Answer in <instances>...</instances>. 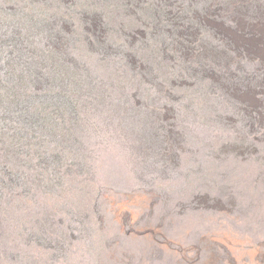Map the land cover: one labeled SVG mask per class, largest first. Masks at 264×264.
Masks as SVG:
<instances>
[{"label": "rangeland", "instance_id": "374dc122", "mask_svg": "<svg viewBox=\"0 0 264 264\" xmlns=\"http://www.w3.org/2000/svg\"><path fill=\"white\" fill-rule=\"evenodd\" d=\"M30 5L43 63L0 42V264H264V0Z\"/></svg>", "mask_w": 264, "mask_h": 264}, {"label": "trees", "instance_id": "16d2710c", "mask_svg": "<svg viewBox=\"0 0 264 264\" xmlns=\"http://www.w3.org/2000/svg\"><path fill=\"white\" fill-rule=\"evenodd\" d=\"M30 4L31 0H29L28 3H26V0H0V42L6 43L3 46L0 43V47L2 46V48H7L5 53H7L9 56H12L9 53L13 52L15 47H17L19 44H22V46H24V49L29 51L30 48L31 53L39 55L37 65H40L44 61V56H46H42L43 53L47 52L46 49H44L46 47V38L44 36L45 33L39 29V27L41 28V24L45 19H43L44 14H42V12H39ZM14 38L17 40L16 44H13ZM1 52L3 51L0 48V56L2 57ZM12 57L15 58V54ZM6 63H8L7 65L9 66L15 65V62L12 60ZM23 66H25V64H23ZM15 69L16 66L12 70V72H14ZM24 70L26 69L24 68ZM16 86L17 84L14 87ZM21 87L23 88V85ZM30 87L34 88L35 86ZM0 96L2 100L1 107H7L9 110L17 107L19 105V101L22 98V96H19V94L15 93V91L2 92ZM4 124L5 123H3L0 118V126L2 127ZM59 136L60 133H58V131L56 130H54L53 133L41 135V137H39L38 135L36 136L35 134L34 138L32 136V138L30 137L27 140V150L28 152L33 153L35 152L33 147L36 144H41L39 145L40 147L43 146L44 143L46 144V142L49 140L55 142V140H57L56 138H59Z\"/></svg>", "mask_w": 264, "mask_h": 264}]
</instances>
